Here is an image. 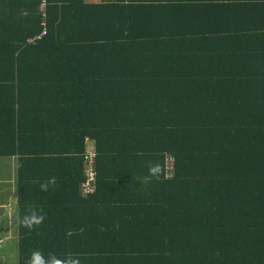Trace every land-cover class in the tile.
Listing matches in <instances>:
<instances>
[{"label":"trees","instance_id":"obj_1","mask_svg":"<svg viewBox=\"0 0 264 264\" xmlns=\"http://www.w3.org/2000/svg\"><path fill=\"white\" fill-rule=\"evenodd\" d=\"M142 1L0 0L16 264L35 249L81 264H264V9ZM86 138L97 152L89 194ZM170 157L173 178L140 181ZM28 206L45 217L32 230Z\"/></svg>","mask_w":264,"mask_h":264},{"label":"crops","instance_id":"obj_2","mask_svg":"<svg viewBox=\"0 0 264 264\" xmlns=\"http://www.w3.org/2000/svg\"><path fill=\"white\" fill-rule=\"evenodd\" d=\"M119 0H83L86 4L117 3ZM138 4V3H137ZM140 5L156 7L168 5V9H264V0H143ZM171 5V6H169ZM128 9V8H126ZM135 9H145L138 7ZM226 25H233L230 20H223ZM205 25V23H202ZM201 26V25H200ZM2 141V139H0ZM87 147H96L95 141L90 139ZM0 238L4 236L10 240L12 253L17 238V158L10 155H0ZM3 234V235H2ZM13 254V253H12Z\"/></svg>","mask_w":264,"mask_h":264},{"label":"clouds","instance_id":"obj_3","mask_svg":"<svg viewBox=\"0 0 264 264\" xmlns=\"http://www.w3.org/2000/svg\"><path fill=\"white\" fill-rule=\"evenodd\" d=\"M164 165L160 162L150 163L148 167V174L145 176H141L139 179L142 183L147 184L152 180H159L161 176L164 174ZM167 178V176H165ZM49 184H55V178H52L50 181L46 183H42L40 188L42 191H47ZM44 215L37 212L31 206H28L27 214L22 218V225L32 230L35 226H39L43 220ZM25 264H81L80 259L72 254L66 255L64 258H58L54 253H50L47 258H45L44 254L38 250H32L29 258L26 260Z\"/></svg>","mask_w":264,"mask_h":264},{"label":"built area","instance_id":"obj_4","mask_svg":"<svg viewBox=\"0 0 264 264\" xmlns=\"http://www.w3.org/2000/svg\"><path fill=\"white\" fill-rule=\"evenodd\" d=\"M43 6V4H42ZM45 34V31L40 33V35L36 36V38H40L42 35ZM32 41V39H30ZM90 139H85V144L88 146L90 143ZM97 152L96 147H87L85 155H84V164H83V175H84V182L81 185L82 192L84 194L94 193L96 190V183H97ZM175 172V160L173 158H168L166 161L165 167V175L167 178H173Z\"/></svg>","mask_w":264,"mask_h":264},{"label":"rangeland","instance_id":"obj_5","mask_svg":"<svg viewBox=\"0 0 264 264\" xmlns=\"http://www.w3.org/2000/svg\"><path fill=\"white\" fill-rule=\"evenodd\" d=\"M4 168L3 165L0 163V169ZM7 261L4 263L3 260L0 259V264H16V259L12 253H7Z\"/></svg>","mask_w":264,"mask_h":264}]
</instances>
